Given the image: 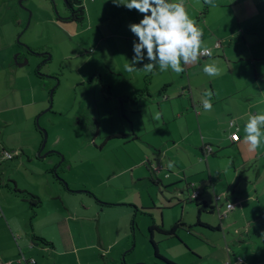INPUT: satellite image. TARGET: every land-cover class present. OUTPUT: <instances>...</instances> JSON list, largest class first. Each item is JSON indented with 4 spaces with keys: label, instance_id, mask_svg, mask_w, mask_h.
<instances>
[{
    "label": "rangeland",
    "instance_id": "rangeland-1",
    "mask_svg": "<svg viewBox=\"0 0 264 264\" xmlns=\"http://www.w3.org/2000/svg\"><path fill=\"white\" fill-rule=\"evenodd\" d=\"M18 1H9L4 9L14 16L12 62L17 54L23 56L19 65L14 63V69L28 78H24L21 87L22 116L16 118V124L0 128V149L4 147L12 153L10 148L20 146L22 153L2 167L7 168L5 174L16 185L40 192L42 211L47 215L43 221L50 219L55 224L47 227L49 236L66 230L60 217L64 211L75 219L70 221V227L79 254L85 259L82 264H100L96 259H101L99 254L104 252H110L108 262L115 258L118 264H153L157 259L149 240L150 219L141 214L140 206L153 204L156 209L150 207L148 212L153 213L157 223L164 219L167 226L168 221L179 220L182 212L183 220L195 221L191 192L186 190L184 181L168 183L184 170L186 177L194 174L193 181L200 184L204 180L201 186L207 203H214V197L219 196L223 202L234 205V210L222 220L228 225L223 231L227 244L239 250L248 245L263 248L264 138L261 147L251 151L244 140V127L250 114L264 113V0H211L210 4L204 0H183L190 18L203 32L204 45L211 49L218 41L225 53L224 57L217 52L199 58L185 65L180 74L169 70L173 77L193 78L191 89L201 104L204 93L213 88L222 98L213 104L211 111L204 109L206 113L199 118V125L194 118L191 126L181 120L185 139L178 145L177 159L170 164L166 156L163 162L169 167L170 178L165 176L168 171H161L153 174V180L147 163H138L146 151L156 165L160 161L159 153L146 143L110 139L102 150L98 148L104 136L122 130L123 126L126 132H131L121 109L116 108L114 96L124 91L127 80L123 78L140 82L144 75L150 77L142 70L143 64L149 63L147 59L135 65L136 71L128 72L124 67L134 55L133 41L138 42L129 25L139 23L144 14L136 9L111 12L102 5L100 10L88 7L90 14L83 23L61 22L57 16L68 15L63 0ZM204 5L207 12L202 15ZM24 60L26 63L20 64ZM213 61L220 68V75L209 77L203 66ZM169 70L161 72L155 68L148 86L152 89L160 86L162 75H170ZM96 118L99 133L93 144L86 131L88 121L93 123ZM229 121L235 123L232 128ZM192 126L196 129L190 137L186 132ZM234 132L237 140L230 138ZM42 134L46 141L41 155L50 153L36 157L32 153L38 151ZM203 142H210L215 155L201 157L196 146L201 147ZM132 159L137 163L134 175L129 170L120 174ZM19 160L23 165L16 166ZM112 175L115 176L110 178ZM45 181L49 183L44 189ZM83 186L86 189H81ZM101 203L112 205L105 207ZM90 207L98 209L99 219L92 217ZM222 213L224 207L203 214L202 219L220 222ZM194 228L196 236L204 237L203 232L216 236ZM154 234L158 251L167 254L165 250L174 242H159L160 235L155 231ZM98 238L104 242L102 247L96 243ZM261 263L264 264V258Z\"/></svg>",
    "mask_w": 264,
    "mask_h": 264
},
{
    "label": "crops",
    "instance_id": "crops-1",
    "mask_svg": "<svg viewBox=\"0 0 264 264\" xmlns=\"http://www.w3.org/2000/svg\"><path fill=\"white\" fill-rule=\"evenodd\" d=\"M9 1L11 0L0 3L1 129L6 128L8 125L16 124V118H21L22 113L20 109L24 105L21 87L23 82H25L24 78H28L27 74H24V72L14 69V63L16 62L18 64L22 60L23 56L17 54V56L14 58V62H12L11 58L12 54L14 53L13 51H15L13 50L12 45L14 16L12 14H8L6 9H4L6 8ZM86 1H89V6L86 5ZM82 4L85 11V19L88 17V14H90L88 7H91L95 10L98 8L100 10L102 5H105L109 7L111 12L114 10L117 13L121 9H125L127 12H132L133 10H129L123 5L117 6L113 3V0H82ZM210 50L212 52L211 56L215 55L217 52H220L224 57L225 52L222 48V45L219 48H214L212 46ZM181 66L184 67L185 64L182 62ZM169 73L170 75H162L163 79L160 83V86H156V88L153 89L148 86V84L151 83L150 78L151 74H154L153 72L149 73L150 77L144 75V77H142V81L140 82H137V80L132 82L131 78H123L124 80H127L125 87H123L124 91L118 92L114 96L115 100H117L116 108L117 110L121 109V115L125 117L127 124H130L131 132H126L123 126L122 130L104 136L103 142L100 143V146L98 147L100 150L103 149L106 142L110 139L124 140L125 142L140 141L141 143H146L149 148L152 147L155 152L159 153L158 158L160 161H158V163L162 165L161 171H168V174L171 173L167 164H163V162L166 161V156L167 161L170 164H173L177 159V155L179 154L178 145H181L183 139H185L184 136H182L183 130L181 120H183V124L191 126L190 123L193 122L194 118L197 122V125H199V118L205 115L206 111L199 102L197 95L194 96L193 90L191 89L193 78L189 75V77L185 80L182 77H173L170 70ZM26 80L28 81V79ZM210 81H212V79ZM212 91L214 92L212 104H215L219 99L222 98V95L219 94L214 88ZM227 92V94H229V90ZM26 105H28V103ZM17 110L19 111L18 113ZM156 113H160L159 119H154ZM145 116L148 118H145ZM96 119L95 121L97 122L98 119ZM20 120L21 119H19L18 122H20ZM97 124L98 130L95 137H97L99 133V122H97ZM233 125H235L234 122ZM195 129L196 128L193 126L190 127V130H187L186 134L191 137V133ZM118 135L123 136V138H116L115 136ZM95 137L92 140L93 144L95 143ZM208 145L211 146L210 142H203L201 147L200 145L196 146L201 152V157L206 158L208 155L205 149V147ZM10 149H13L12 157L10 159L4 157L5 152H10L9 149L4 147H1L0 149V264H30L29 259H33L35 261L34 264H82V260L84 261L85 259L79 254V247L76 245V239L70 227V221H75L74 217L69 216L64 211H62L63 213L60 217L63 219L62 223H66V230L59 232L57 231L55 232V236H49L50 234L46 229L47 227L54 226L55 224L51 222L49 218V220L45 219L43 221L45 216L47 217V215H45V213L42 211L44 202L33 211L29 208L27 202L23 200V196L13 191L12 187L14 186L36 196L41 195L39 191H33L28 186H22L19 184L16 185V183L11 180L10 175L7 174V172L5 174L7 168L3 169L2 164L8 160L15 159L20 155V152L22 153L20 146L18 149ZM170 150L175 151L172 154H168ZM35 152L36 151L33 150L32 154L38 157V151L36 153ZM149 157V153L146 151V153L143 155V158H140L138 163L141 164L145 161L144 163H147L148 167H150L149 164L153 161L150 160ZM115 161H118V158H115ZM21 165H23L21 160L16 162V166ZM122 169L123 170L120 172V174L129 170L132 176L134 175L133 172L137 169V163L132 159L129 167ZM29 174L33 176V173L30 171ZM193 175L194 174L189 173L188 177H186L183 170L180 172V175L177 174L176 178L172 181H169L168 183L170 184L184 181L185 188L186 186L188 187L186 188L187 191L191 192V188L198 189L199 203H207L206 199L204 198V188L201 186L204 183V180L199 184L198 182L192 180ZM113 176L115 175H112L110 178H113ZM166 178H170V174ZM159 181L161 182V180ZM11 182H13L12 186H10ZM48 183L49 182L47 181L43 183L44 189ZM81 189H86V186H83ZM89 191L93 192L91 189ZM43 193L45 192L43 191ZM60 194L61 193H59V195ZM207 204L214 207V209L198 214L197 208L193 203L197 217L195 221L193 220V222H188L183 220L182 212V214L179 216V220H174V222L172 220L168 221L169 226L165 224L164 219H162L160 223H157L153 213L148 212L151 208H155L153 204L151 206H140V211L142 212L141 214L148 216L150 219L149 226H160L162 229L168 230L176 222L180 223L175 231V237L165 236L155 231L158 235H160L159 242L162 240L174 242L169 245V249L165 250L167 251L165 252L167 254L160 253L158 251V242L155 241L154 231L151 232L150 238H152V240L155 242L158 254L160 253L163 258L174 264H224L226 261H229L231 264H262L261 262L264 258V247L257 248L256 245H254L255 247L253 245H248V247L243 250L232 247L225 241L223 231L224 227L228 225H224L222 223V218H220V222L202 219V215L205 213L211 214L214 212V210L219 211L221 208H225V202L220 199L218 203H215L214 201V203ZM162 209L163 208H160L161 211ZM90 210L92 211V217L99 219L100 214L98 209L96 207H90ZM183 210L184 205H182V211ZM233 210L234 208L227 214ZM194 227L214 233L216 236L214 237V235L206 232L202 233L205 235L204 237L196 236L193 232V229H195ZM38 238L47 241V243L43 244L39 242L37 240ZM262 240L263 238L258 240V242L261 243ZM241 242L243 241L241 240ZM96 243L99 247H102L100 245H104V242L100 238L97 239ZM240 245L243 246L242 243ZM109 253L110 252H104V255L103 253L99 254L101 259L97 258L96 260L101 261L100 264H118L115 258H110L109 262L106 260V257L110 255ZM22 257L25 260H23ZM237 258H241L242 262L236 263ZM90 259L93 258L91 257ZM153 264L166 263L157 259V261H154Z\"/></svg>",
    "mask_w": 264,
    "mask_h": 264
},
{
    "label": "clouds",
    "instance_id": "clouds-1",
    "mask_svg": "<svg viewBox=\"0 0 264 264\" xmlns=\"http://www.w3.org/2000/svg\"><path fill=\"white\" fill-rule=\"evenodd\" d=\"M113 3L144 14L139 23L129 25L138 42L133 41L134 55L124 65L126 71H136L135 65L147 59L149 63L143 64L142 68L145 72L151 73L158 67L161 72L171 69L180 74L184 71L182 62L187 65L197 62L202 54L212 55L202 41V30L190 18L183 0H113ZM204 3L210 4L211 0H204ZM203 72L209 77H215L220 75V68L213 61L203 66ZM213 96L212 90L204 93L202 106L206 111L213 108ZM159 118L160 113H156L154 119ZM244 133V140L251 151L261 147L264 138V113L250 114Z\"/></svg>",
    "mask_w": 264,
    "mask_h": 264
},
{
    "label": "trees",
    "instance_id": "trees-1",
    "mask_svg": "<svg viewBox=\"0 0 264 264\" xmlns=\"http://www.w3.org/2000/svg\"><path fill=\"white\" fill-rule=\"evenodd\" d=\"M5 1H7V0H0V3L1 2H5ZM17 1V0H16ZM64 6H65V8L67 9V11H68V15L66 16V17H64V18H61V17H58L57 16V19L59 20V21H61V22H75V23H83L84 22V20H85V11H84V7H83V4H82V0H65V3H64ZM207 12V9H206V6L204 5V9H203V13H202V15H205V13ZM209 57V56H208ZM202 58H205V57H202ZM93 121V123H91L90 121H88V123H89V128H88V131H86L87 132V138L88 139H90V140H93L94 139V137L96 136V134H97V128H98V125H97V122L95 121V120H92ZM91 124V125H90ZM92 126V127H91ZM116 138H123V136H120V135H118V136H115ZM115 137H113V138H115ZM110 138H112V137H110ZM110 138H108V139H110ZM40 144H41V142H40ZM209 146V145H208ZM39 147H40V145H39ZM210 147V151H207L206 150V152H207V154L208 155H215V151L214 150H212V147L211 146H209ZM206 149V148H205ZM151 164H154L155 166H161L162 167V165L160 164V163H158V165H156L154 162H151L149 165H150V167H148L149 169H148V171L150 172V170L152 171V172H150V178H151V180H153L152 178H153V174L155 173V174H157L158 172H161V170L160 171H158V172H156V171H154L153 169H152V167H151ZM54 169L55 168H52L51 169V172L52 173H55L54 172ZM167 174H165V176H166ZM167 177V176H166ZM157 180V182L159 181L158 179H156ZM160 182V181H159ZM13 188V191L15 192V193H18V194H21L22 196H23V200L24 201H26L27 202V204H28V206H29V208L31 209V210H35L36 208H38L39 206H40V204H41V201H40V198L38 197V196H36V195H34V194H31V193H28V192H25V191H23V190H20V189H18V188H16V187H12ZM186 188H188L187 186H186ZM194 191H196L197 192V195H196V197H191V195H192V193L194 192ZM191 195H190V201H192L193 203H194V205L196 206V208H197V212H198V214L199 213H202V212H206V211H209V210H212V209H214V207H212L211 205H208L206 202H201V203H199L198 202V196H199V191H198V189H195V188H191ZM215 198V197H214ZM221 199V198H220ZM215 201V200H214ZM220 201V200H219ZM216 203V202H215ZM217 203H218V201H217ZM227 203H229V202H227ZM102 205H105V206H111L112 204H109V203H101ZM226 204V203H225ZM225 206V205H224ZM137 211V209H135V212ZM199 223V222H198ZM180 225V223H178V222H176L172 227H170L168 230H164V229H162L160 226H153V225H150L149 227H148V231L150 232V234H151V232L152 231H157L158 233H160V234H162V235H165V236H173V237H175V231H176V229L178 228V226ZM134 226H135V221L132 219V221H131V224H130V231H131V234H132V236H133V233H134ZM39 242H41V243H47V241H45V240H43V239H41V238H38L37 239ZM150 240V243H151V245H152V247H153V249H154V255H155V257L157 258V259H159V260H161V261H163V262H165L166 264H174V263H172V262H170V261H168L167 259H165V258H163L162 256H160L159 254H158V251H157V248H156V244H155V242L152 240V238H150L149 239Z\"/></svg>",
    "mask_w": 264,
    "mask_h": 264
},
{
    "label": "built area",
    "instance_id": "built-area-1",
    "mask_svg": "<svg viewBox=\"0 0 264 264\" xmlns=\"http://www.w3.org/2000/svg\"><path fill=\"white\" fill-rule=\"evenodd\" d=\"M213 47H214V48H219V47H221V44L217 41V42L214 43ZM200 57H208V55H203V54H202ZM229 126H230V127H231V126H234L232 121L229 122ZM236 129H237V128H235V130H236ZM234 137H236L235 132H234V133H231V135H230V138H231L232 140H237V139L234 138ZM205 148H206L207 151H210V147H209V146H206ZM4 157L7 158V159H10V158L12 157V153L5 152V153H4ZM151 167H152V169H153L154 171H156V172H158V171H160V170L162 169L161 166H155L154 164H151ZM166 176H167V175H166ZM196 195H197V192L194 191V192L192 193L191 197H192V198H193V197H196ZM214 200H215V202H217V201L220 200V197H219V196H216V197L214 198ZM233 208H234V205H233L232 203H226V204H225V208H224V213H222V214L220 215V218H222V219L225 218V217L227 216V213H228L230 210H232ZM22 259L25 260L23 257H22ZM240 262H242V259H241V258H237V259H236V263H240ZM29 263H30V264H34L35 261H34L33 259H29ZM5 264H8V263H5ZM224 264H231V263H230L229 261H226Z\"/></svg>",
    "mask_w": 264,
    "mask_h": 264
},
{
    "label": "water",
    "instance_id": "water-1",
    "mask_svg": "<svg viewBox=\"0 0 264 264\" xmlns=\"http://www.w3.org/2000/svg\"><path fill=\"white\" fill-rule=\"evenodd\" d=\"M21 1H22V0H19L18 2L20 3ZM63 2L65 3V0H63ZM48 59H49V57H48ZM25 63H26V60H24L22 64H25ZM52 93H53V90H51V91H50V94H49L50 101H51ZM50 107H51V104L49 105V109H50ZM45 141H46V136H45V134H42V141H41V144H40V147H39L38 153H37V156H39V157H43V156H45L46 154L49 153V152H47V153H45L44 155H41V154H40L41 151H42V149H43V147H44Z\"/></svg>",
    "mask_w": 264,
    "mask_h": 264
}]
</instances>
